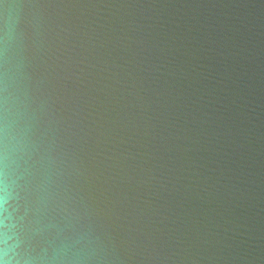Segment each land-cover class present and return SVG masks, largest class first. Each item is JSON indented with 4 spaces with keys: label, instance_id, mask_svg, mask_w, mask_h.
I'll list each match as a JSON object with an SVG mask.
<instances>
[{
    "label": "water",
    "instance_id": "water-1",
    "mask_svg": "<svg viewBox=\"0 0 264 264\" xmlns=\"http://www.w3.org/2000/svg\"><path fill=\"white\" fill-rule=\"evenodd\" d=\"M2 260L264 264V0H0Z\"/></svg>",
    "mask_w": 264,
    "mask_h": 264
},
{
    "label": "clouds",
    "instance_id": "clouds-1",
    "mask_svg": "<svg viewBox=\"0 0 264 264\" xmlns=\"http://www.w3.org/2000/svg\"><path fill=\"white\" fill-rule=\"evenodd\" d=\"M165 258H172V256H167ZM0 264H8V261L2 260V261H0Z\"/></svg>",
    "mask_w": 264,
    "mask_h": 264
}]
</instances>
